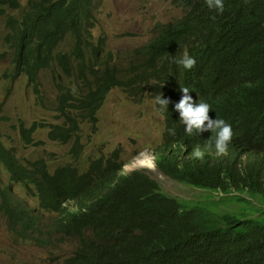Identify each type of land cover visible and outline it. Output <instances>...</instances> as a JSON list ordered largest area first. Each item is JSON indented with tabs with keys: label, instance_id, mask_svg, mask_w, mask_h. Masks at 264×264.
Masks as SVG:
<instances>
[{
	"label": "trees",
	"instance_id": "obj_1",
	"mask_svg": "<svg viewBox=\"0 0 264 264\" xmlns=\"http://www.w3.org/2000/svg\"><path fill=\"white\" fill-rule=\"evenodd\" d=\"M170 1L182 15L153 28L154 36L135 48L138 60L124 77L109 64L110 55L101 59L105 38L91 33L96 0H27L24 6L0 0L6 30L1 39L12 52L5 76L24 75L36 87L48 69L59 88V76L74 65L104 64L96 95L75 106L58 98V116L71 125L50 124V140L67 142L78 122L95 126L106 93L114 87L129 91L132 84L149 85L167 100L186 87L197 102L215 108L210 118L224 119L234 132L228 154L217 156L214 147L204 148L215 133L187 135L174 125L168 103L164 112L171 123L153 148L154 162L207 193L203 201L188 202L165 193L147 167L131 170L117 157L84 170L59 165L49 171L42 160L23 163L0 143L1 216L18 236L41 244L44 238L35 234L43 227L42 211L56 212L55 230L82 240L63 264H264V0H223L222 14L205 0ZM185 51L196 60L191 70L174 62ZM35 126L20 127L27 145ZM198 145L202 160L192 155ZM16 184L38 197L36 210L18 199Z\"/></svg>",
	"mask_w": 264,
	"mask_h": 264
},
{
	"label": "rangeland",
	"instance_id": "obj_2",
	"mask_svg": "<svg viewBox=\"0 0 264 264\" xmlns=\"http://www.w3.org/2000/svg\"><path fill=\"white\" fill-rule=\"evenodd\" d=\"M26 1L21 0V5L24 6ZM181 15V9L173 6L170 0H96V22L91 33L94 38H105L101 59L104 60L110 55L109 64L126 77L130 62L138 60L135 48L154 36L153 28L157 24L173 22ZM5 33L1 19V144L12 148L23 163L42 160L49 171L59 165L84 170L93 161L106 163L108 159L116 157L118 162L127 163L126 168L131 170L143 167L139 166L138 157L146 152L153 155V148L161 144L167 126L166 114L155 102L160 93L149 85L142 87L132 84L129 91H125L123 87H114L106 93L105 101L97 113L95 126L78 122L67 142L52 141L47 135L51 130L50 124L65 123L68 128L71 125L64 116H58V87L48 69L40 72L36 87L24 75H4L12 58L11 50L1 39ZM7 52L9 55L5 58ZM110 70L111 75L117 78L113 67ZM183 95L181 93L179 98ZM169 102L172 100L169 99ZM70 115L77 120L75 114ZM40 123L45 126L40 127ZM173 123L175 126L183 125L179 111ZM32 124L36 125L35 132L31 135L32 144L27 145L19 130L21 126L30 127ZM146 169L160 183L165 193L183 202L205 200L206 192L174 179L169 172L165 173L160 168L156 171L152 168ZM123 172L128 173L125 165ZM2 176L6 177L4 173ZM14 191L20 201L36 210L38 197L25 194L19 184L14 186ZM53 214L57 213L43 210L42 216L39 215L43 227L37 231L35 237L44 238L41 244L35 238L24 240L18 236L8 228L4 216L0 214V264H63L81 246L82 240L77 236L66 237L59 230L56 231ZM87 235L93 238L91 234Z\"/></svg>",
	"mask_w": 264,
	"mask_h": 264
},
{
	"label": "clouds",
	"instance_id": "obj_3",
	"mask_svg": "<svg viewBox=\"0 0 264 264\" xmlns=\"http://www.w3.org/2000/svg\"><path fill=\"white\" fill-rule=\"evenodd\" d=\"M207 7L211 10L214 9L217 13L222 14L224 11L223 0H205ZM215 19V17H213ZM181 65L186 70H191L196 65V60L191 57L186 51L183 55L174 61ZM181 92L184 94L180 99L179 97L164 99L161 95L156 97V104L160 106V110H166L169 99L172 100V108L176 114L179 111L180 121L183 123L182 127L185 128V133L189 136L199 135L205 131L215 133L214 141H209L205 144L204 148L211 150L215 148V154L217 156H226L229 151V145L232 143L234 132L232 126L221 118H210L209 112L211 106L204 101L197 102L199 97L194 95H188V88H181ZM172 135H175V131L169 130ZM192 155L196 159H203L205 151L198 145L192 150ZM141 156L147 160L144 167L152 168L155 166L154 155L151 153H141ZM157 168V167H156ZM158 170V168H157Z\"/></svg>",
	"mask_w": 264,
	"mask_h": 264
},
{
	"label": "bare ground",
	"instance_id": "obj_4",
	"mask_svg": "<svg viewBox=\"0 0 264 264\" xmlns=\"http://www.w3.org/2000/svg\"><path fill=\"white\" fill-rule=\"evenodd\" d=\"M102 68H105L103 63H97L94 69L74 65L73 69L63 74L61 73L59 76V94H57L59 101L62 104L69 102L75 106L77 102L82 101L85 97L96 95L99 87L97 76L103 72ZM212 109L215 108H211V110ZM167 121L169 124L171 123V120ZM251 134L250 132L249 135ZM257 138L258 137H255L254 140ZM137 162L139 166H142L147 163V160L140 155ZM152 169L155 171L157 170L156 166L152 167ZM71 256L72 254L69 257Z\"/></svg>",
	"mask_w": 264,
	"mask_h": 264
}]
</instances>
